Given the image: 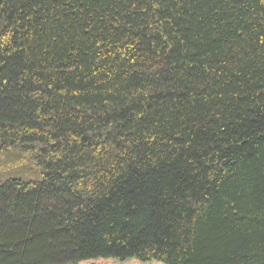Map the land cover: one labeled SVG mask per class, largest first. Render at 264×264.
Returning a JSON list of instances; mask_svg holds the SVG:
<instances>
[{
    "label": "trees",
    "instance_id": "trees-1",
    "mask_svg": "<svg viewBox=\"0 0 264 264\" xmlns=\"http://www.w3.org/2000/svg\"><path fill=\"white\" fill-rule=\"evenodd\" d=\"M0 264H264V0H0Z\"/></svg>",
    "mask_w": 264,
    "mask_h": 264
},
{
    "label": "rangeland",
    "instance_id": "rangeland-1",
    "mask_svg": "<svg viewBox=\"0 0 264 264\" xmlns=\"http://www.w3.org/2000/svg\"><path fill=\"white\" fill-rule=\"evenodd\" d=\"M39 177L34 167L32 157L21 151L3 152L0 149V182L9 178H19L25 181H35ZM83 264H117L112 261L87 262Z\"/></svg>",
    "mask_w": 264,
    "mask_h": 264
}]
</instances>
